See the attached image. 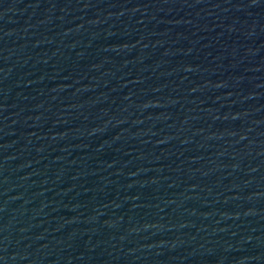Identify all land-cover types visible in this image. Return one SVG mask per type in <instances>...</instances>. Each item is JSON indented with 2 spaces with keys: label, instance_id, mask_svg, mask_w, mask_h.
<instances>
[{
  "label": "water",
  "instance_id": "1",
  "mask_svg": "<svg viewBox=\"0 0 264 264\" xmlns=\"http://www.w3.org/2000/svg\"><path fill=\"white\" fill-rule=\"evenodd\" d=\"M0 264H264V0H0Z\"/></svg>",
  "mask_w": 264,
  "mask_h": 264
}]
</instances>
